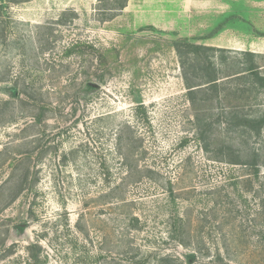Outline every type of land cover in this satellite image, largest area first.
<instances>
[{
    "label": "rangeland",
    "instance_id": "rangeland-1",
    "mask_svg": "<svg viewBox=\"0 0 264 264\" xmlns=\"http://www.w3.org/2000/svg\"><path fill=\"white\" fill-rule=\"evenodd\" d=\"M124 1L0 0V264H264V167L210 160L196 131L264 159L228 123L264 109V0Z\"/></svg>",
    "mask_w": 264,
    "mask_h": 264
},
{
    "label": "trees",
    "instance_id": "trees-1",
    "mask_svg": "<svg viewBox=\"0 0 264 264\" xmlns=\"http://www.w3.org/2000/svg\"><path fill=\"white\" fill-rule=\"evenodd\" d=\"M126 4L127 3L125 0L124 2L121 3L120 8H125ZM185 46L189 48H193L196 45L188 42L187 40L177 42V52L179 53L181 57V63L183 67H186L189 64V54L186 55L184 52ZM203 47L206 50L212 52V55L207 54L208 65L205 67H201V65L196 62V63H192L191 66L194 67V69L196 70L198 69L199 71L206 72L205 75H201L199 77V78H202V83H200L201 85L207 84L208 86H211V88H214V87L217 88L220 82H222L220 81V79L223 77L219 76L220 70L217 69L216 67L217 63L214 59L212 60L211 58L216 56L215 55L216 52L223 51L224 49L213 47V46H203ZM252 54L253 53L246 52L244 55L253 56ZM255 68L256 66L252 65L248 67L247 69H244L242 71H237L232 74H229L228 72H226L225 76H233L237 74L244 75L245 74L244 71L253 72L254 75H260V73L257 70H255ZM195 76H199V72H198V75H195ZM100 80H103V79H100ZM259 81L264 86V76L263 75H260ZM193 86L194 85H192V83H188L189 92L191 94H193L195 90L193 89ZM4 91L11 98L21 97V90L15 84L7 85ZM80 91L88 95V94H91L93 91H95V88L91 85V82L89 81L85 83L84 87H82ZM4 102L6 103L5 100L0 101V107L2 106ZM208 121H209L208 119H204L201 117L196 118L197 141L200 144L201 149L207 154L208 158L213 161H220V162H224L227 164L245 166V168H247V171H248L247 178H253V177L259 176V174L261 173V168L264 167V159H262L263 158V153H262L263 147L261 148L254 147V148L249 149L248 151H243L242 149L235 148L231 144L226 143V144H223L222 147L219 149H212L213 142H212L211 136L208 134V130L206 129L204 130V127H206V125H208L209 123ZM228 123L229 125L233 126L234 129H240L242 132L249 134L250 135L249 137H252L256 141L261 143L260 144L261 146L264 143V109L261 115L252 116V117L248 115L240 116L239 113L232 112L231 119H229ZM248 182H249V179H248ZM177 223L178 224H175V225H178V227L175 228L173 231H170L171 237L180 238L181 244H184V245L190 244L192 240L186 239V237L182 235L181 233L182 231L180 230V228L184 224V220H179V222ZM18 228L21 230H25V227L22 225H18ZM33 247H34V244H32L29 247V250L31 251ZM200 251H205L209 253V248H201ZM216 252H218L216 255V258L221 259L219 250ZM31 258L34 259V256L32 255ZM187 258H188V263L191 264L192 260H196L198 258L197 252L193 251L187 254ZM166 263L167 264L172 263V259L168 255L164 257L161 256L160 260L156 264H166Z\"/></svg>",
    "mask_w": 264,
    "mask_h": 264
}]
</instances>
